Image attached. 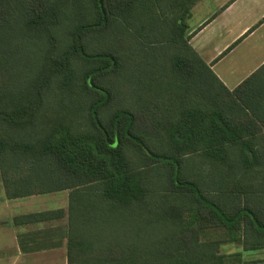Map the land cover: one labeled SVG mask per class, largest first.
I'll return each instance as SVG.
<instances>
[{
	"label": "trees",
	"instance_id": "16d2710c",
	"mask_svg": "<svg viewBox=\"0 0 264 264\" xmlns=\"http://www.w3.org/2000/svg\"><path fill=\"white\" fill-rule=\"evenodd\" d=\"M199 1L0 0V194L70 191L71 233L109 216L151 236L143 264L264 249V65L225 87L190 44Z\"/></svg>",
	"mask_w": 264,
	"mask_h": 264
},
{
	"label": "crops",
	"instance_id": "0c3cea01",
	"mask_svg": "<svg viewBox=\"0 0 264 264\" xmlns=\"http://www.w3.org/2000/svg\"><path fill=\"white\" fill-rule=\"evenodd\" d=\"M211 1L206 13L193 11L190 44L223 85L234 90L264 65V0ZM197 11L202 13L195 19ZM71 198L70 191H60L9 199L2 191L0 264H111V257L156 250L143 247L141 240L150 235L105 232L103 218L100 230L72 234L78 202ZM44 212L58 214L49 220L30 219ZM16 218L22 221L15 223ZM221 254L225 264H264V249L228 245Z\"/></svg>",
	"mask_w": 264,
	"mask_h": 264
},
{
	"label": "rangeland",
	"instance_id": "374dc122",
	"mask_svg": "<svg viewBox=\"0 0 264 264\" xmlns=\"http://www.w3.org/2000/svg\"><path fill=\"white\" fill-rule=\"evenodd\" d=\"M203 0H201V1H199V2H197L195 5H194V7H193V9H192V15H193V11H194V9L196 8V9H201V11H204L205 13L207 12V10H209L210 8H212L213 7V5L211 4V0H205L204 2H202ZM202 2V4H200ZM202 6V7H200V6ZM197 6H198V8H197ZM200 13H202V12H199V11H197L196 13H195V15H197L196 17H195V19L196 18H198V15H200ZM192 18V17H191ZM189 22H190V20H189ZM191 23V22H190ZM109 216L107 217V219H106V221H105V224H104V230H105V232H113V230H112V227H111V225L109 224ZM154 240H157V239H154ZM153 244L155 245L156 243L155 242H153ZM113 252H115V251H109L108 253L109 254H112ZM125 252V251H124ZM116 255V254H115ZM129 256H133V258H134V262L136 263V264H143V262L139 259V257H141V256H139V254H130Z\"/></svg>",
	"mask_w": 264,
	"mask_h": 264
}]
</instances>
